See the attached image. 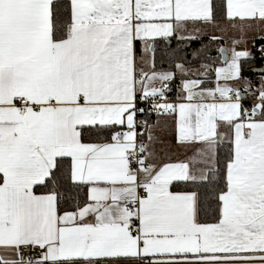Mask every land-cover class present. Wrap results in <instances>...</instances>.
Segmentation results:
<instances>
[{
  "label": "snow or ice",
  "instance_id": "6c2138e0",
  "mask_svg": "<svg viewBox=\"0 0 264 264\" xmlns=\"http://www.w3.org/2000/svg\"><path fill=\"white\" fill-rule=\"evenodd\" d=\"M0 264H264V0H0Z\"/></svg>",
  "mask_w": 264,
  "mask_h": 264
}]
</instances>
